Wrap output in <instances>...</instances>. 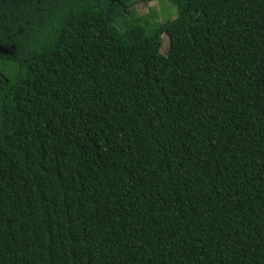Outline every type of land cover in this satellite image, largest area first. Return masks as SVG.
I'll use <instances>...</instances> for the list:
<instances>
[{"label": "trees", "instance_id": "obj_1", "mask_svg": "<svg viewBox=\"0 0 264 264\" xmlns=\"http://www.w3.org/2000/svg\"><path fill=\"white\" fill-rule=\"evenodd\" d=\"M37 1L0 11V264H264V0Z\"/></svg>", "mask_w": 264, "mask_h": 264}, {"label": "rangeland", "instance_id": "obj_2", "mask_svg": "<svg viewBox=\"0 0 264 264\" xmlns=\"http://www.w3.org/2000/svg\"><path fill=\"white\" fill-rule=\"evenodd\" d=\"M125 20L131 21L137 18L140 21H146L144 31L149 33L150 29L158 23L174 20L177 17V11L173 4L167 0H139L135 5L126 7L124 11ZM117 25L123 29V21L119 20ZM159 53L165 54L168 47L167 38L160 35Z\"/></svg>", "mask_w": 264, "mask_h": 264}, {"label": "flooded vegetation", "instance_id": "obj_3", "mask_svg": "<svg viewBox=\"0 0 264 264\" xmlns=\"http://www.w3.org/2000/svg\"><path fill=\"white\" fill-rule=\"evenodd\" d=\"M25 1H27L28 5L30 6L29 9H31V5L40 7L37 0H0V11H2V14H9L10 11L7 12L8 8H10L12 6L13 8L16 9V8H18L19 4H22ZM32 2L34 4H32ZM34 10H35V8H34ZM31 11H33V8ZM4 12H6V13H4ZM15 12L16 11H13V13H15ZM2 28H4V27H2Z\"/></svg>", "mask_w": 264, "mask_h": 264}]
</instances>
